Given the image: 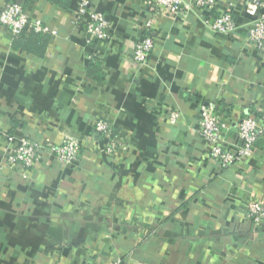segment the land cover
<instances>
[{"label": "crops", "instance_id": "crops-1", "mask_svg": "<svg viewBox=\"0 0 264 264\" xmlns=\"http://www.w3.org/2000/svg\"><path fill=\"white\" fill-rule=\"evenodd\" d=\"M247 1L172 14L152 0H94L109 23L102 41L77 20L78 0H0L57 30L38 51L14 47L0 25V264H264V217L247 211L264 208V135L245 160L221 166L197 132L199 105L212 104L234 147L239 118L264 103V49L249 38ZM226 11L235 28L209 29L205 20ZM147 17L154 48L139 66L132 49ZM95 63L99 79L87 72ZM64 134L80 140L74 165L43 155L23 179L4 163L21 136Z\"/></svg>", "mask_w": 264, "mask_h": 264}, {"label": "built area", "instance_id": "built-area-1", "mask_svg": "<svg viewBox=\"0 0 264 264\" xmlns=\"http://www.w3.org/2000/svg\"><path fill=\"white\" fill-rule=\"evenodd\" d=\"M154 8L168 13H180L190 8L213 6L216 0H196L188 3L185 0H152ZM245 11L253 16L249 29V38L258 50L264 49V0H248ZM77 20L84 25L87 33L92 37L106 41L109 39V23L105 15L95 7L94 0H78ZM209 29L216 33L226 34L236 26L231 12L226 11L218 16L205 20ZM0 25L13 34L19 33L24 28H29L36 33L57 35V30L39 19L29 18L24 7L19 3L7 2L0 5ZM144 36L135 41L132 49V62L135 65L146 64L151 51L154 48L155 36L152 29V18L147 17L143 21ZM179 114L172 109L168 122L175 124ZM227 127L225 120L220 116L215 106L202 103L198 110L199 137L205 144V149L210 158L216 160L221 166H229L234 162L245 160L253 152L254 144L264 135V103L260 106L257 117L242 115L236 124V136L238 144L234 147L225 146L222 131ZM95 129L101 136L108 139L105 146L106 153H112L116 145L111 136L110 124L105 119H97ZM10 139V137H9ZM12 139V138H11ZM81 145L80 140L68 134H64L59 143H52L49 139L34 140L25 136L18 138V143L8 152L5 164L10 167L18 166L20 176L28 178V173L40 161L43 155L54 158L58 163L71 166L77 163ZM248 216L255 221L264 217V208L259 203L250 202L247 205ZM119 257L111 259L108 264H121Z\"/></svg>", "mask_w": 264, "mask_h": 264}, {"label": "trees", "instance_id": "trees-1", "mask_svg": "<svg viewBox=\"0 0 264 264\" xmlns=\"http://www.w3.org/2000/svg\"><path fill=\"white\" fill-rule=\"evenodd\" d=\"M54 3L61 4L59 2L60 0H52ZM25 34H28L29 37L25 38ZM49 34H44V33H36L33 30L29 28H24L22 29L19 33L14 35L13 39V46L14 47H23L27 50L29 49H38V51H42L44 48V45L46 43V39H48ZM25 38V39H24ZM90 69L88 68V74L91 75L93 78H100L102 73H101V68L99 63H95L90 65ZM113 136V134H112Z\"/></svg>", "mask_w": 264, "mask_h": 264}]
</instances>
